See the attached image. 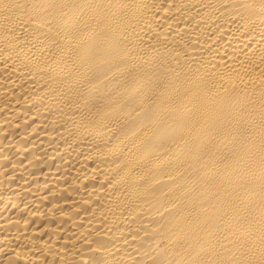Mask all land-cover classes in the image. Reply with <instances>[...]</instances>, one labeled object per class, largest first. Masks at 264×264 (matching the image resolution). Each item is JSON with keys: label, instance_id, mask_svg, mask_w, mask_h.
Wrapping results in <instances>:
<instances>
[{"label": "bare ground", "instance_id": "1", "mask_svg": "<svg viewBox=\"0 0 264 264\" xmlns=\"http://www.w3.org/2000/svg\"><path fill=\"white\" fill-rule=\"evenodd\" d=\"M0 264H264V0H0Z\"/></svg>", "mask_w": 264, "mask_h": 264}]
</instances>
